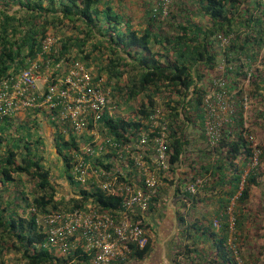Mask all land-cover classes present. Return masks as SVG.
Returning <instances> with one entry per match:
<instances>
[{
	"label": "trees",
	"instance_id": "16d2710c",
	"mask_svg": "<svg viewBox=\"0 0 264 264\" xmlns=\"http://www.w3.org/2000/svg\"><path fill=\"white\" fill-rule=\"evenodd\" d=\"M125 3L0 0V76L26 68L48 36L59 38L57 57L97 65L96 76L106 77L111 101L117 109L130 111L118 110L116 116L103 118L107 136L129 145L143 133L148 146L142 151L149 155L155 138L165 133L168 166L156 171L159 187L146 217L166 203L172 190V202L181 209L176 213L174 264H240L239 251L253 216L248 206L252 189L264 190V138L256 143L252 136L255 126L264 130V0H197L184 6L172 0L164 21L153 13L156 0L144 4L138 19L126 12ZM90 37L96 43L85 51ZM219 37L229 38L228 44L222 46ZM103 49L109 54L101 53ZM219 67L223 90L230 96L229 109L219 138L211 145L205 126L206 98L221 91L214 83ZM249 101L259 108L248 114ZM25 113L24 120L18 116L0 120V257L14 251L24 264H67L73 255L65 260L39 247L45 233L37 217L48 210H79L87 205L116 214L122 201L94 183L83 189L72 181L69 171L81 142L63 134L43 113L66 179L78 190L67 203L57 201L51 172L39 153L44 145L37 133L38 112ZM247 116L252 118L249 125ZM105 149L109 150L107 145ZM254 150L260 155L257 166L250 167ZM111 157L104 154L97 162L111 168ZM148 158L143 159L146 164ZM125 163L127 175L136 179L138 174L132 172L139 170L128 158ZM182 165L186 171L181 175L177 170ZM141 225L149 234V223ZM149 251L150 239L144 248H132L129 258L141 261ZM82 253L77 249L74 256Z\"/></svg>",
	"mask_w": 264,
	"mask_h": 264
},
{
	"label": "built area",
	"instance_id": "2783aa9c",
	"mask_svg": "<svg viewBox=\"0 0 264 264\" xmlns=\"http://www.w3.org/2000/svg\"><path fill=\"white\" fill-rule=\"evenodd\" d=\"M171 2L156 0L153 13L161 21L167 17ZM219 39L222 46L229 42V38ZM58 45V37H46L39 53L26 68L16 74L9 71L0 76V120L29 111L45 113L47 120L56 124L63 134L70 133L81 142L69 171L72 181L83 189H87L88 183H94L101 192L120 197L122 208L116 214L88 205L79 210H48L36 220L45 233V240L39 247L53 251L65 260L73 255L67 264L126 262L132 248L142 249L149 242V234L141 222L146 220L151 199L159 187L154 170L149 174L142 158L147 156L142 150L148 146V138L141 133L134 144L123 145L107 136L102 120L107 115L116 116L118 109L111 101L110 90L105 87L106 78L97 77L91 67L80 60L70 56L57 57ZM220 69L223 72V68ZM214 83L221 91L211 92L206 98L205 126L211 145L219 138V126L225 122L230 98L223 90L222 78L215 79ZM154 118H158V114ZM165 146V133L161 131L151 146L157 172L168 166ZM108 153L112 156L111 168L97 162L98 157ZM259 155L260 151L254 150L250 167L257 165ZM127 158L139 170L136 179L131 180L127 175ZM196 183L189 186L190 192L194 191ZM77 249L83 253L74 256Z\"/></svg>",
	"mask_w": 264,
	"mask_h": 264
},
{
	"label": "rangeland",
	"instance_id": "374dc122",
	"mask_svg": "<svg viewBox=\"0 0 264 264\" xmlns=\"http://www.w3.org/2000/svg\"><path fill=\"white\" fill-rule=\"evenodd\" d=\"M125 9L126 12L131 16L135 17L134 19H138V15L141 14V12L144 9V5L141 2V0H126L125 3ZM17 7H14L16 9ZM96 43V38L90 37L88 39V42L86 46L84 47V50H89V47L92 44ZM107 55L109 54L107 50L103 49L101 53ZM72 55H78L81 57V54L78 52H74ZM91 66V65H90ZM97 67V65H95ZM94 65L91 66L92 72L96 75V67ZM221 70V69H220ZM222 73V70H221ZM223 74V73H222ZM103 78H106L104 75H102ZM218 77V76H217ZM217 77L215 79H217ZM246 85V83H244ZM133 106V105H132ZM124 107H120L122 114H128L130 111H127L126 109H123ZM259 107L255 105V103H251L250 101L246 105L245 110L249 109H258ZM25 114L23 113L19 115L17 118L24 120ZM249 114V113H248ZM36 123H37V133L41 138L43 139V145L44 147L39 150V153L44 158V164L45 166L50 170L52 175V182L55 186L56 191V200L61 203H67L70 198H73L75 194L77 193L76 187L69 184L68 180L66 179V176L64 174L65 168L62 164L61 157L57 154L56 149L53 144V137L51 133V129L46 122V119L43 116V113L37 114L35 116ZM252 118H249L247 116V121L249 125V121ZM252 136L256 143H259L264 138V130L261 129L259 126H255L252 128ZM21 189V187H19ZM27 191H29V185H26ZM261 189V190H260ZM264 191L263 188H253L251 197L248 202L249 210L253 213V216L251 217L252 221H249V224L247 225L246 230V237L242 242V246L240 248V264H252L251 261L254 258V255H257V260L260 261V264H263L264 260ZM167 202L164 204V206L167 207ZM62 205V204H61ZM67 205V204H65ZM68 209V208H65ZM150 217V216H149ZM255 218V220H254ZM217 224V223H216ZM217 226V225H216ZM260 257V258H259ZM0 264H24L23 261L20 260V255L16 252L12 251H5L3 256L0 257Z\"/></svg>",
	"mask_w": 264,
	"mask_h": 264
},
{
	"label": "crops",
	"instance_id": "0c3cea01",
	"mask_svg": "<svg viewBox=\"0 0 264 264\" xmlns=\"http://www.w3.org/2000/svg\"><path fill=\"white\" fill-rule=\"evenodd\" d=\"M151 1L152 0H141L143 5ZM195 1L197 0H178V5L180 4L184 6V3L186 2L188 5L190 3L194 4ZM218 77L223 79V74L221 73L220 69H219ZM51 133H52V129H51ZM146 152L148 151L146 150ZM137 155L139 154L137 153ZM144 157L145 158L149 157L148 159L150 160V162H148L147 164L144 162V165L148 173L150 174L154 170L156 176H158L155 170L156 168L154 167V164L152 162V159L154 158L153 152L151 151L149 155ZM144 157L142 158L144 159ZM185 171H186V167L183 165L177 170V172H179L181 175L185 173ZM132 174L136 175L138 174V172H136V170H133ZM176 176L179 177L180 175L177 174ZM166 202H167L166 204L167 207L164 205H159L156 207L157 209L155 214L150 215V217H146L145 221H147L151 227L149 232L150 251L148 256L141 261L129 259L126 262L115 263V264H174L173 256L175 253V249L177 248L176 246L178 245L177 244L178 223L176 220L177 219L176 213L179 210L181 211V209L179 208L178 204L172 202V190H170ZM256 256H258V254L254 255L253 257L254 260L258 258ZM256 262L257 264H260L259 260H257ZM181 264H183V262Z\"/></svg>",
	"mask_w": 264,
	"mask_h": 264
}]
</instances>
